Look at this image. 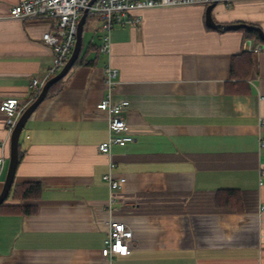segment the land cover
Returning <instances> with one entry per match:
<instances>
[{
  "label": "crops",
  "instance_id": "0c3cea01",
  "mask_svg": "<svg viewBox=\"0 0 264 264\" xmlns=\"http://www.w3.org/2000/svg\"><path fill=\"white\" fill-rule=\"evenodd\" d=\"M18 1L0 0V102L28 101L31 78L46 81L53 64L41 40L47 24L7 16ZM139 15L137 26L112 28L107 53L93 17L97 34L83 29L80 49L91 62L73 65L25 122L14 180L38 181L41 191L23 201L31 213L0 207V264H264L262 41L208 27L199 4ZM212 17L264 32V0L217 3ZM107 64L118 70L110 93ZM107 95L129 101L133 138L109 156L97 149L108 130L96 105ZM5 119L0 111V139ZM109 161L125 177L112 193L102 178ZM111 220L131 232L125 255L101 252Z\"/></svg>",
  "mask_w": 264,
  "mask_h": 264
},
{
  "label": "built area",
  "instance_id": "2783aa9c",
  "mask_svg": "<svg viewBox=\"0 0 264 264\" xmlns=\"http://www.w3.org/2000/svg\"><path fill=\"white\" fill-rule=\"evenodd\" d=\"M216 1L225 7L230 6L236 0H20L12 4L7 16L20 20L41 21L47 24L41 35V40L51 47L53 52V64L48 70V75L55 74L70 56L77 33V22L82 13L94 15L101 21V34L99 50L109 52L110 32L114 26H137L141 17L139 11L145 8L174 6L183 4H199L206 7ZM258 48L255 47V50ZM117 68L107 64L104 68V85L111 92L117 77ZM45 80L32 77L30 80L31 95L35 96L41 90ZM21 102L18 98L8 97L0 102V111L5 114L6 135L0 139V175L5 167L8 155L5 150L9 147L10 134L17 119L31 102ZM97 108L107 117V138L97 145V149L104 155H110L113 144H122L133 140L127 131V122L123 117V111L128 108L127 99L113 100L110 95L105 96L97 103ZM259 124L264 125V117L259 119ZM264 145V139L259 141ZM114 162H108V170L102 175L110 192L117 190L125 181L124 176H115L113 172ZM264 178V168L259 170L258 180ZM264 209V202L259 205ZM131 232L121 221L111 220L104 246L101 252L104 256L125 255L129 248Z\"/></svg>",
  "mask_w": 264,
  "mask_h": 264
},
{
  "label": "water",
  "instance_id": "95a60500",
  "mask_svg": "<svg viewBox=\"0 0 264 264\" xmlns=\"http://www.w3.org/2000/svg\"><path fill=\"white\" fill-rule=\"evenodd\" d=\"M217 4L216 1L208 4L205 7V24L208 27L215 28V29H221V30H229V29H239L244 28L248 30H256L262 40V42L257 46L258 49L264 48V32H262L258 27L253 26L251 24L239 22V23H230V24H224V23H218L215 22L212 17V9ZM87 17V10H85L82 15L80 16L78 22H77V33H76V41L73 47V50L70 54V56L67 58V60L64 62L62 67L52 76H50L43 84L41 90L36 95V97L25 107L19 118L17 119V122L10 134L9 138V154H8V165L6 169L5 178L3 180L2 187L0 189V203H2L5 198L7 197L9 190L11 188L15 170L18 163V146H19V135L20 132L31 115V113L35 110V108L39 105V103L45 98L47 91L49 87L56 82L57 80L63 78L69 69L72 67L74 61L78 57L82 45V33H83V27L86 21ZM249 44V41L247 40L245 42V47L247 48Z\"/></svg>",
  "mask_w": 264,
  "mask_h": 264
},
{
  "label": "trees",
  "instance_id": "16d2710c",
  "mask_svg": "<svg viewBox=\"0 0 264 264\" xmlns=\"http://www.w3.org/2000/svg\"><path fill=\"white\" fill-rule=\"evenodd\" d=\"M88 16L95 17L94 15L87 14L86 20H87ZM240 29H242L244 31L245 35L250 36L251 34H253L255 36L256 40L262 41L256 30H246L244 28H240ZM249 52H250V50H243V51H241V54H245V53H249ZM90 62L91 61L85 60L84 56L82 54L80 55V53H79V55L76 58V60L74 61L73 65L88 64ZM52 75H54V74H52ZM52 75H50V76H52ZM61 80H62V78L57 80L56 82H54L49 87L45 97H48V96L56 93L59 90ZM31 97L32 98L30 101H32L35 98V96H33V95H31ZM21 155H22V152L20 151L19 146H18V161H19ZM40 191H41V185L38 181L26 180V181L16 183L15 180L13 179L11 188H10L9 193H8L7 197L5 198V200L7 198L11 197L12 199L18 200L19 202L16 204L5 205L4 204L5 200H4L2 203H0V207L6 206L7 208H9V210H12V211L16 210V211H20L22 213H31L35 210V206L31 205L29 203H24L23 201L35 200L36 198H38Z\"/></svg>",
  "mask_w": 264,
  "mask_h": 264
},
{
  "label": "rangeland",
  "instance_id": "374dc122",
  "mask_svg": "<svg viewBox=\"0 0 264 264\" xmlns=\"http://www.w3.org/2000/svg\"><path fill=\"white\" fill-rule=\"evenodd\" d=\"M97 25L99 26V21L96 18H93L92 16H88L87 21L83 27L84 35L87 36L88 34H91V35L97 34V33H95V30H94ZM100 30H101V28H100ZM7 165H8V158L6 159L5 168L7 167ZM3 176H4V174H3Z\"/></svg>",
  "mask_w": 264,
  "mask_h": 264
}]
</instances>
